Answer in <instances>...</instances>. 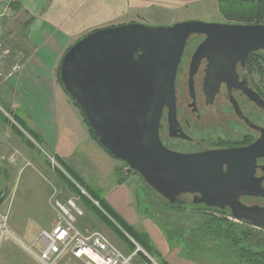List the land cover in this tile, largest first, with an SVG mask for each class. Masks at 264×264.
I'll return each mask as SVG.
<instances>
[{"label":"water","instance_id":"water-1","mask_svg":"<svg viewBox=\"0 0 264 264\" xmlns=\"http://www.w3.org/2000/svg\"><path fill=\"white\" fill-rule=\"evenodd\" d=\"M205 39L195 50L191 75L209 61L204 89L209 97L221 82L236 79V65L264 53V24L187 20L173 25L127 23L93 30L62 58L60 77L88 118L100 143L156 193L175 204L182 194L264 229V206L247 205L242 195L264 197L257 159L264 157V130L244 147L180 153L165 147L159 127L165 106L175 111L176 76L193 35ZM251 98L264 108V99ZM142 250L138 246L137 251Z\"/></svg>","mask_w":264,"mask_h":264},{"label":"crops","instance_id":"crops-1","mask_svg":"<svg viewBox=\"0 0 264 264\" xmlns=\"http://www.w3.org/2000/svg\"><path fill=\"white\" fill-rule=\"evenodd\" d=\"M220 1L19 0L15 6L18 20L27 22V34L23 37L26 57L21 69L7 79L1 101L7 107L17 106L15 111L27 126L31 124L28 129L38 133L39 138L49 146L61 171L68 176L67 167L76 171L87 184L103 194L130 224L149 233L163 258L173 260L171 263L187 264L189 261L179 257L178 248L169 247L160 225L139 211L133 189L128 183L119 182L117 168L120 160L93 139L54 72L69 46L93 30L133 22L152 26L172 25L192 20L198 13L209 12V7L221 12ZM11 71L12 67L8 72ZM0 120L3 122L1 114ZM12 131L15 133L13 128L10 132L14 136ZM27 149L29 161H46L44 153L28 143ZM50 166L58 173L59 167ZM49 169H45L48 175ZM59 179L60 183L56 184L62 185L64 182ZM67 189L69 197L71 190L70 187ZM36 225L41 231L51 229L53 221H39ZM38 231L36 229L35 234Z\"/></svg>","mask_w":264,"mask_h":264},{"label":"rangeland","instance_id":"rangeland-1","mask_svg":"<svg viewBox=\"0 0 264 264\" xmlns=\"http://www.w3.org/2000/svg\"><path fill=\"white\" fill-rule=\"evenodd\" d=\"M197 15L198 16L192 20L235 23V21L228 19L222 12L213 10V8L211 9L210 7L209 12L198 13ZM18 19L19 15L15 9L14 15L5 19L0 28V113L5 114L8 118V123L4 121L1 122L0 120V264H39L40 261L37 259L36 254H38L37 252L40 248V243L37 239L41 233V228H36V224H38L39 221L44 222L49 219H51L54 224V219L56 218V200L66 199L69 195V191L67 189L68 186H66L67 183L50 166L52 164H50V159L47 157L46 153L53 154L45 141L41 138L35 139L38 146L43 149H40L36 144L35 148L43 152L47 157V162L39 158V164L37 160L29 161L25 138H22L20 136L21 134L19 135L15 129V133L12 131L15 134L14 136L10 132V130H12L11 123L15 124V121L12 115L7 113V107L1 101V96L7 79L13 73H17L21 69L26 57V52H23L26 48L23 37L27 34V32L25 33V25H27V22ZM194 44V41L190 42L189 47H192ZM19 57H21V62H18ZM16 65L20 66L18 71L14 70ZM11 67L12 71L8 72ZM255 70H257V68H255ZM255 75V79L258 81V75ZM54 76L57 79V70H55ZM57 82L62 86L58 79ZM179 87L183 89L182 83L179 84ZM180 100L181 104L186 102L183 96H181ZM16 108L17 106H12L11 110H16ZM212 108L214 111L222 110V127L224 126V129L230 132L233 140H236V138L240 136V133L249 130L246 126L238 123L232 112L231 106L228 104L226 105L221 97ZM76 109L80 113L79 108L76 107ZM28 126H30V128L32 127L30 123ZM24 134L27 137L28 133L25 132ZM29 146L31 145L29 144ZM13 153H16V161L9 160ZM118 162H120L117 168L118 177L120 179L123 178L124 182L122 183H128L133 189L135 205H137L141 213L147 214L154 222H156L155 219H157L159 223L164 224L166 230H168L169 234L173 237L168 240L165 235L169 242V247L178 248L180 250V258L188 260L189 262L187 264H234L235 258L232 252L227 250L229 247L225 242L224 247L222 246V250H220V246L214 244L215 241L209 240V242L214 245L210 244V247L207 246L200 251L195 250L194 253L190 254L193 259L186 257L185 255L187 254L184 253V250L181 248L182 245L177 238L183 236L192 238L193 231L194 229L196 230L198 227L197 223H199L201 219L196 213L207 209L196 206V204L191 202L192 199L184 196L183 199H185L186 202L179 203L185 207L183 211H180L182 212L181 214L172 213L164 215L162 210H164L163 202H165V199L159 194L160 197L152 195L151 189L144 182L139 173L132 170L129 171V166L125 162L121 160ZM45 169L46 171L47 169L50 170L49 175ZM48 178L50 181H48ZM59 178L64 182L62 185L56 184L60 183ZM72 195L73 194L70 193V196ZM80 205H82L84 209V215L80 216L75 224L80 232L86 235L98 231L102 232L123 252L126 254L130 253L127 251V244L114 233L110 226L100 220L93 210L85 208L82 202ZM167 215L170 220L163 219ZM227 218L251 226L249 228H251L253 232L251 235L252 241L257 245L264 246V229L253 226L246 221L237 220L232 216H227ZM185 224L186 227L184 228ZM176 226H179V228L176 229ZM51 227L53 226H50V228ZM36 229L39 230L37 234H35ZM203 241H206V239H203ZM27 247L33 248L36 251L35 254H32L31 250ZM134 253L135 255L131 264H150L143 257L137 256L136 252ZM182 253L185 255L183 256ZM148 258H150V255ZM35 259L38 260L39 263ZM167 261L169 263L173 262L171 259H167ZM152 263L159 264V261L153 258ZM61 264H85V262L69 253L63 257Z\"/></svg>","mask_w":264,"mask_h":264},{"label":"flooded vegetation","instance_id":"flooded-vegetation-1","mask_svg":"<svg viewBox=\"0 0 264 264\" xmlns=\"http://www.w3.org/2000/svg\"><path fill=\"white\" fill-rule=\"evenodd\" d=\"M204 39L205 36L199 34L189 38L177 70L176 109L170 113V107L165 106L160 122L159 135L163 145L180 153L194 154L248 146L255 142L264 130V108L248 94L253 91L264 99L261 88L263 77L255 70L254 61V57L259 58L262 51L250 53L245 62L239 61L236 65V79H232L230 84L221 82L218 91L210 98L204 89L208 59H202L194 76L191 75L195 50ZM193 41L195 44L189 47L190 42ZM255 74L258 75V81L255 79ZM180 83L183 89H180ZM181 96L186 100L184 104H181ZM220 97L226 105L231 106L238 123L250 130L240 133L236 140L232 139L230 132L225 130L224 126L222 127V110H212ZM255 176L261 178L260 184L264 188V157L257 159ZM184 196L192 199L191 202L201 208H217L196 201L199 195L190 193L182 194L176 203L186 202ZM240 200L247 205L264 206V197L242 195ZM226 209L230 211L229 208Z\"/></svg>","mask_w":264,"mask_h":264},{"label":"trees","instance_id":"trees-1","mask_svg":"<svg viewBox=\"0 0 264 264\" xmlns=\"http://www.w3.org/2000/svg\"><path fill=\"white\" fill-rule=\"evenodd\" d=\"M220 10L228 19H230L231 21H235V23L264 24V0H221ZM69 48L67 49V51L69 50ZM254 61L256 66L255 68H257L256 71L263 77L261 81V88L263 89L262 93L264 95V53L262 52L259 58L254 57ZM61 62L57 69V79L63 86L65 91L68 93L60 77ZM68 95L71 96L69 93ZM71 99L74 105L79 108L82 118L86 126L88 127V130L93 139L104 148V146L100 143L98 136L91 128L88 118L86 117L80 105L72 96ZM7 111L10 115H12L14 121L17 123H11L12 128L15 129L17 133L21 134L28 144L35 147V144L25 136L23 130L28 132L34 139L39 138V134L28 129L26 121L15 110H11L10 107H7ZM0 114L3 121L5 123H8L7 116L2 113ZM104 149L109 152L106 148ZM57 171L58 174L63 178V180L68 184V187H70L71 193L80 196L81 202L85 206V208L93 210L98 218L105 222L106 225L110 226L113 229L114 233H116L118 237L127 244L128 252H136L137 256L143 257L148 263L153 264L152 260L148 258V256L142 250L137 251L138 246H140L145 252L150 255V257L156 258L159 261V264H171L165 258H163L162 253L156 247L149 233L138 229L135 225L130 224L105 199L103 194L87 184L86 181L82 177H80V175L76 171L72 170L69 167H67L66 170L67 173L77 182V184L85 189L87 194L83 193L79 186L75 182H73L69 178V176L61 171V169H57ZM122 182H124L123 178L120 179V183ZM150 191L152 195L159 196L152 189ZM93 200L98 201L99 205H96ZM164 201V210H162L164 215L172 213L181 214L182 212L180 211H183V209L185 208L179 203L172 204L166 199ZM196 214H198L201 219L200 222L197 223L198 227L193 231L192 238H188L185 236L177 238V240L182 245L181 248L184 250V253L187 254L185 255L182 253L183 256L185 255L186 257L193 259L190 254L194 253L195 250L200 251L207 246L210 247V244H213L209 242L210 240L215 241L214 244L220 246V250H222V246L224 247V242L227 243L229 247V249L227 248V250L229 252L231 251L233 257L235 258L234 264H264V246L257 245L252 241L251 235L253 232L252 229L249 228L251 226L244 225L227 218V216H232L231 212L228 209L221 210L218 208H211L202 212H197ZM163 219L170 220L168 215ZM155 220L159 225L161 224L157 221V219ZM160 226L161 228H163L162 230L167 236L168 240L173 238L172 235L169 234L168 230H166L164 224H161ZM185 227L186 224L184 225V228ZM175 228L178 229L179 226H176ZM203 239H206V241H203Z\"/></svg>","mask_w":264,"mask_h":264},{"label":"built area","instance_id":"built-area-1","mask_svg":"<svg viewBox=\"0 0 264 264\" xmlns=\"http://www.w3.org/2000/svg\"><path fill=\"white\" fill-rule=\"evenodd\" d=\"M18 1L0 0V28L5 19L14 15ZM18 62H21V57H19ZM19 69V65L14 67L16 71ZM23 132L26 131L23 130ZM27 138L38 146V143L29 133ZM38 147L43 149L40 146ZM46 154L50 159V163L54 167H59L56 157ZM15 155L16 153H13L9 160L16 161ZM70 179L77 184L72 177ZM79 188L87 194L85 189L81 186ZM93 201L96 205H99L98 201ZM80 204L81 198L76 194L66 199L56 200V218L53 227L43 229L37 239L40 248L36 256L40 263L61 264L63 257L71 253L74 257L84 261L85 264H131L135 253L126 254L102 232L98 231L86 235L76 228L77 219L84 215V209ZM27 248L31 250L32 254H35L36 251L33 248ZM150 259L153 260L152 257Z\"/></svg>","mask_w":264,"mask_h":264}]
</instances>
